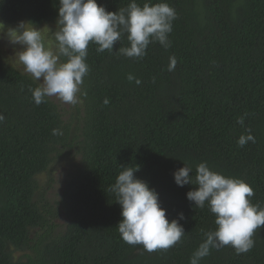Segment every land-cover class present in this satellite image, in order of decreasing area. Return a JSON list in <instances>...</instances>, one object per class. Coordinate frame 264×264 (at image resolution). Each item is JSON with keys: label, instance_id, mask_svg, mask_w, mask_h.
Returning a JSON list of instances; mask_svg holds the SVG:
<instances>
[{"label": "trees", "instance_id": "1", "mask_svg": "<svg viewBox=\"0 0 264 264\" xmlns=\"http://www.w3.org/2000/svg\"><path fill=\"white\" fill-rule=\"evenodd\" d=\"M97 2L117 11L130 0ZM166 2L177 13L171 47L151 43L138 60L97 53L89 44L90 71L76 112L51 98L36 105L29 89L39 82L4 62L0 51V264H189L203 233L216 225L207 204L196 208L187 199L195 186L175 183L184 162L193 176L206 161L243 179L254 189L251 202L264 207V0ZM58 9L59 0H0L3 20L51 25L54 45ZM120 46H130L126 34L113 51ZM171 56L174 71H168ZM129 74L141 83L129 81ZM245 113L241 126L236 121ZM249 128L255 143L241 148L237 140ZM70 154L81 155L80 164L53 212L38 194V178ZM121 165L140 166L135 175L159 193L170 222L183 212L186 233L173 247L149 253L122 240L116 227L121 206L109 191ZM61 213L64 230L54 221ZM253 239L247 253L213 248L200 264H264V227Z\"/></svg>", "mask_w": 264, "mask_h": 264}, {"label": "clouds", "instance_id": "2", "mask_svg": "<svg viewBox=\"0 0 264 264\" xmlns=\"http://www.w3.org/2000/svg\"><path fill=\"white\" fill-rule=\"evenodd\" d=\"M175 19L176 10L166 0L158 3L145 0L142 5L138 0H130L126 7H119L117 11H108L97 0H59L55 47L46 43L41 28L30 21H20L6 31L0 22V39L21 46L15 56L24 71L39 82L37 87L29 89L36 105L45 103L50 97L75 105L79 102L84 77L90 71L86 62L90 43L97 45V53L107 50L143 59L151 43L171 47L169 34ZM125 34L130 46H120L113 51ZM169 60L168 71H174L177 59L171 56ZM127 78L141 83L132 74ZM108 103L106 98L104 104ZM246 116L247 113L238 117L236 122L243 126ZM4 120V115L0 114V123ZM52 133L62 135L60 129H53ZM249 141L255 143L250 128L239 136L237 144L242 148ZM121 166L123 170L109 191L115 194L121 206L122 220L116 227L122 240L129 245H143L149 253L176 245L186 233L180 223L186 219L183 212L170 222L167 210L161 206L159 193L135 175L140 166ZM191 172L192 166L184 162V166L174 172L175 183L180 187L195 186L187 192V199L194 202L196 208L202 209L207 204L215 216L216 228L203 233L204 238L189 264H200L213 248L230 245L237 255L249 252L255 246L256 231L264 227V207L250 200L254 189L243 179L227 177L211 169L206 161L196 166L194 176Z\"/></svg>", "mask_w": 264, "mask_h": 264}, {"label": "rangeland", "instance_id": "3", "mask_svg": "<svg viewBox=\"0 0 264 264\" xmlns=\"http://www.w3.org/2000/svg\"><path fill=\"white\" fill-rule=\"evenodd\" d=\"M0 22H2L5 25V31L8 27H15L18 23H8L0 15ZM38 28H41L42 34L44 35L46 43L49 44L51 47H55V45L52 43V40L48 38V34L50 30L52 29L51 25H42ZM43 28V29H42ZM20 45H11L8 43L7 39H0V51L2 58L4 62H6L8 65L14 66L15 68L19 69L23 73H26L24 71V67L22 64L19 63L17 57L15 56L16 52L20 50ZM28 74V73H26ZM30 75V74H29ZM79 95V94H78ZM55 103L59 105L60 108H64L66 111L68 110L70 113L76 112L77 105L80 103L78 102L75 105L72 104H66L61 102L57 97H50ZM80 100V97H79ZM81 155L76 156L74 159L72 155H65L58 160H56L52 166L49 172L43 173L38 178V181L40 183V190L38 191V194L43 196L42 201L43 202H50V207L54 211H56L58 204L57 202L60 200V195L63 191V186L65 182L70 179V177L76 172L77 166L80 164ZM55 224H57L61 230H64L66 228L65 222L66 217L63 213H61L57 220H54ZM55 232H60L59 229ZM23 254H27L29 252H22ZM22 256L21 253L16 252V257ZM26 260V258H25Z\"/></svg>", "mask_w": 264, "mask_h": 264}]
</instances>
